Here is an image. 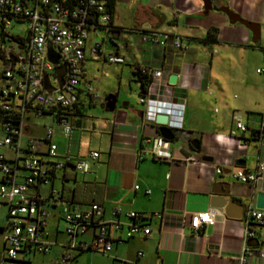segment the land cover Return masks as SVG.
<instances>
[{
	"label": "crops",
	"instance_id": "crops-1",
	"mask_svg": "<svg viewBox=\"0 0 264 264\" xmlns=\"http://www.w3.org/2000/svg\"><path fill=\"white\" fill-rule=\"evenodd\" d=\"M220 8L256 24L257 33L253 35L238 23L231 24ZM112 24L121 30L116 37L131 61L123 65L93 61L85 50V77L81 84L95 82L97 89L100 78L108 77L105 72L109 71L118 84L113 95L114 111L107 112L99 102L89 106H102L108 116L92 124L88 136L81 128L89 126L79 119L85 110L72 116V134L69 138L63 136L66 143L53 142L54 132L60 130L54 131L50 125L51 142L56 145L58 156L76 159L97 152L98 159L85 175L67 167L56 174L52 185L59 180L61 198L72 208L101 205L105 219L115 208L121 209L119 220L124 223L128 221L125 214L130 211L144 215L163 213L165 219L161 226L155 219L149 220L148 236L137 235L122 244L113 242L107 254L76 251L68 264H264V257L258 252L260 233L247 240L243 224L246 207H254L256 194H264V173L249 185L232 180L228 174L238 169L252 173L259 163L264 164V138L251 136V130L264 119V72L257 73L261 69L257 66L264 61V0H115ZM138 31L169 34L188 45L185 50H177L170 44L162 47L142 42ZM209 32L215 41H204ZM256 36L258 39L253 41ZM93 39L90 34L86 48ZM255 42L258 43L253 45ZM137 65L162 70L161 79L152 85L153 98L184 105L182 129L167 145L170 161H156L148 155L137 159L139 150L150 147L145 138L159 135L160 127L145 124L144 105L138 104V99L131 101L132 89L138 88V98L142 94V85L134 75ZM171 76H176L174 84L169 82ZM121 88L125 102L117 107ZM233 112L252 122L248 123L249 132L241 135L235 131ZM29 131L26 124L25 133ZM42 139L38 140V153L45 159ZM196 142L197 150L192 146ZM201 156L211 158V162L203 161ZM216 167L222 169L221 175L215 173ZM19 175L24 176V172L19 170ZM224 187L228 200L242 206L240 219L226 217L223 208L210 207L211 191L223 192ZM57 209L58 205L51 207L46 232L59 250L55 254L61 263L66 238ZM203 212L214 214L215 222L194 233L187 224L188 216ZM50 218L56 222L53 232H48ZM92 233L90 230L79 239L88 240ZM118 237H123V232L111 233L113 240ZM244 248L249 251L246 256ZM139 252L142 256L137 258ZM34 255H23L17 262Z\"/></svg>",
	"mask_w": 264,
	"mask_h": 264
},
{
	"label": "built area",
	"instance_id": "built-area-1",
	"mask_svg": "<svg viewBox=\"0 0 264 264\" xmlns=\"http://www.w3.org/2000/svg\"><path fill=\"white\" fill-rule=\"evenodd\" d=\"M12 22L25 25L24 34H9ZM117 30L112 24V15L107 11L105 0H0V33L2 42L8 38L14 49L0 44L1 87H0V129L3 134L2 146L13 151V158L6 159L0 154V264H14L26 254H46L55 242L48 240L46 226L51 207H56L57 217L66 240L62 244L64 252L62 264L70 262L76 251L107 254L112 243L122 244L134 236H148L151 232L148 221L155 219L163 225L164 214L149 215L130 211L125 214L126 223L119 220L120 208L111 211L110 217H103V207L89 204L82 209L72 208L63 201L61 192L52 185L56 174L69 167L74 173L85 175L90 164L98 159L97 152H89L85 157L72 159L69 155L58 156L57 147L51 142L52 128L47 127L42 142L45 143V159L38 153L36 139H28L21 145L29 113L36 117L50 115L60 133L69 138L73 131L71 117L81 114L87 107L104 100L95 88V82L81 84L85 77V50L93 61L110 65H123L131 61L123 53V45L117 40ZM90 34L94 39L86 48ZM142 42L177 50H185L188 43L169 34L138 31ZM111 49L107 51L106 47ZM58 58L53 64L48 59V49ZM264 54V50H263ZM63 68L61 83L56 74ZM134 74L142 79V92L138 104L144 105L143 122L155 124L157 115L167 116L164 125L172 134L179 132L183 125L184 105L153 98L152 85L161 79L162 70L137 65ZM264 72V68L257 73ZM140 82V81H139ZM46 85V87H45ZM235 131L241 135L250 127L241 115L231 116ZM252 123V122H250ZM256 137L264 138V119L257 128L251 130ZM232 134H235L234 132ZM150 144L137 152V159L150 156L156 161H170L167 151L168 141L160 135L153 139L145 138ZM19 170L24 176L19 175ZM221 175L222 169L215 168ZM264 173V164L259 163L252 173L241 169L229 172V177L242 184H254ZM48 187L46 193L44 189ZM215 215L208 212L193 213L188 216L189 228L198 233L205 225L215 222ZM186 220H183V224ZM245 238L253 239L261 235L260 256L264 257V211L246 207L243 215ZM90 230V239L80 240ZM112 232H123V237L111 238ZM243 249V255H248ZM142 253L137 254L140 258ZM121 264H139L136 261H123Z\"/></svg>",
	"mask_w": 264,
	"mask_h": 264
},
{
	"label": "rangeland",
	"instance_id": "rangeland-1",
	"mask_svg": "<svg viewBox=\"0 0 264 264\" xmlns=\"http://www.w3.org/2000/svg\"><path fill=\"white\" fill-rule=\"evenodd\" d=\"M7 32H8V35L9 34H14V35L15 34H19V35L24 34L25 25L23 23H19V22L18 23L12 22L11 26H10V28H8ZM262 42H264V32L262 33ZM257 43L258 42H255L252 44L256 45ZM0 44H3L4 47L9 46L11 50L14 49L12 46H10L11 45L10 39L6 38L3 42L1 41V35H0ZM262 67H264V61H262V65L257 66V68H262ZM105 73H107L109 76L108 77H101L99 82H98V85H97V91L99 92V94L101 95L103 100L107 95H111V94L116 95V91L118 89V84H117L116 78L114 76H112L109 71H107ZM0 75H1V64H0ZM262 76H264V75H262ZM0 87H1V78H0ZM132 90H133V92H132V100L131 101L135 102L138 99L139 90H138V88H134ZM127 92L129 93L130 91L128 90ZM117 97H118V99H117V107H118V106H120V104L125 102L122 99V97H123L122 88H121V92H120L119 96H117ZM133 108L138 109V106H133ZM84 110H85L83 112L84 116L80 117L79 119H81L85 123V125L87 124L89 126L86 129L81 128L82 132L85 130V135L88 136V132L91 131L92 124L96 125L99 119H102L104 115L105 116H108V115H107V113H105L103 111L102 106H100V105H98L94 108L87 107ZM26 121H28L27 125H28L30 131L28 133H25V132L23 133L22 141H21L22 146L26 145L28 139L41 140L44 136L45 129L47 127H50V125L53 126L54 131H55V129H58L56 122L53 120V118L50 115H43L41 117H36L34 114L29 113V118ZM2 140H3V134H2V131L0 129V142ZM57 141L60 143H64V142L66 143V139L63 137V135L60 133V131L54 132V135H53V142L56 143ZM0 154L7 157V159L13 158V151L8 146L0 145ZM59 183H60L59 180L55 181L54 187L56 189L59 188ZM48 190H49L48 187H46L44 189V191L46 193L48 192ZM1 213L4 215L6 213V209H3ZM55 224H56V222L53 221V218H50V226H49L48 232H53L55 230L54 229ZM62 240H60L59 242H62ZM57 252H59L58 248L57 249L54 248L46 254L35 253L34 256H30L29 260L18 261V262H15L14 264H61L57 261V256H56L57 254H55ZM0 253H1V239H0Z\"/></svg>",
	"mask_w": 264,
	"mask_h": 264
},
{
	"label": "water",
	"instance_id": "water-1",
	"mask_svg": "<svg viewBox=\"0 0 264 264\" xmlns=\"http://www.w3.org/2000/svg\"><path fill=\"white\" fill-rule=\"evenodd\" d=\"M207 1H205L206 3ZM220 12H223L229 22L231 24L234 23H238L240 25H243L245 28H247L253 35L255 33H257L258 30V26L256 24H252V23H248L242 19H240L237 15H235L233 12H231L230 10H228L227 8H220L219 9ZM258 39V37L256 36V38H253V41H256ZM48 59L53 63L56 64L57 63V56L55 54H53V52L50 50V48L48 49ZM63 68H57L56 69V74L58 77V81L59 83H61V74L63 73ZM175 79L176 76H171L170 77V83L174 84L175 83ZM46 87V85H45ZM143 94V92H142ZM104 108L107 112H113L115 109V97L113 95H109L106 96L104 98ZM141 115V112H139ZM167 116L165 115H157L155 117V124L159 125V129H158V134L166 141L171 142L173 141V134L172 132L166 128L164 125L167 123ZM193 149L197 150L198 149V145L196 142V145H192ZM201 159L205 162H211V158L205 157V156H201ZM240 165H243L242 162H240ZM236 165H239V162L236 163ZM225 190V191H224ZM223 192H215L214 190H212V197L210 199V207L213 209H221L223 208L224 210V214L226 217L229 218H233V219H240L241 218V214H242V206L236 204L233 201H229L228 197H227V190L224 187ZM254 208L259 209V210H263L264 211V194H256L255 199H254Z\"/></svg>",
	"mask_w": 264,
	"mask_h": 264
},
{
	"label": "trees",
	"instance_id": "trees-1",
	"mask_svg": "<svg viewBox=\"0 0 264 264\" xmlns=\"http://www.w3.org/2000/svg\"><path fill=\"white\" fill-rule=\"evenodd\" d=\"M106 1V8H107V11L111 14V15H113V10H114V6H115V0H105ZM117 29V28H116ZM117 30H119V29H117ZM0 35H1V33H0ZM1 41H2V35H1ZM204 41H210V42H213V41H215V36L212 34V32H209L208 34H207V36L204 38ZM134 75H136V74H134ZM139 81H140V83H142V79L141 78H139ZM143 88V87H142ZM0 114H1V112H0ZM1 116V115H0ZM251 136H252V138L255 136V134L253 133V134H251Z\"/></svg>",
	"mask_w": 264,
	"mask_h": 264
}]
</instances>
